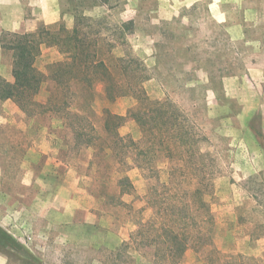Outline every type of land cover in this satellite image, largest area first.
<instances>
[{
  "label": "rangeland",
  "instance_id": "rangeland-1",
  "mask_svg": "<svg viewBox=\"0 0 264 264\" xmlns=\"http://www.w3.org/2000/svg\"><path fill=\"white\" fill-rule=\"evenodd\" d=\"M47 3L58 16L34 20L28 6L26 32L41 24L71 29L77 16L92 18L81 27L100 29V38L114 43L113 55L131 60L147 94L170 103L196 140L214 219L206 242L191 239L181 264H234L236 254L264 263V0ZM63 57L42 44L35 66L46 73ZM11 70L12 52L0 47V76ZM52 89L43 82L35 99L44 102ZM10 100L0 123V229L14 241L0 240V264H156L152 247L129 239L152 216L150 188H160L171 166L157 145L151 160L139 154L147 150V127L126 118L118 128L137 143L138 155L115 163L108 179L103 162H89L92 149L75 146L68 120L43 108L30 116ZM134 105L131 96L108 99L98 83L91 91L77 87L70 110L100 130L104 109L124 116ZM125 175L133 188L119 194L116 180Z\"/></svg>",
  "mask_w": 264,
  "mask_h": 264
},
{
  "label": "trees",
  "instance_id": "trees-1",
  "mask_svg": "<svg viewBox=\"0 0 264 264\" xmlns=\"http://www.w3.org/2000/svg\"><path fill=\"white\" fill-rule=\"evenodd\" d=\"M91 19L77 16L71 29L61 24L56 29L41 24L35 32L2 30L0 47L12 52L13 81L0 76V99H12L30 116L36 114V108H43L41 113L51 111L68 120L66 126L73 135L75 146L91 148L89 162L93 165L103 162L102 169L109 174L108 179H111L115 163L125 164L127 157L135 161L138 155L133 153L137 143L127 135H121L118 128L126 118L133 119L142 128L146 126L147 150H141L139 154L151 160L157 145L165 149L164 158L171 166L160 188H150L148 203L153 208L152 216L139 222L129 239L139 249L152 247L156 264H181L191 239L201 244L206 242L207 226L214 219L210 201L205 198L212 185L195 160L193 146L196 140L170 103L147 94L131 60L113 55L115 45L100 38V29L92 33L91 25L81 27V20L89 22ZM100 40L106 42L104 51L99 47ZM42 44L55 46L64 55L62 60L50 63L46 73L35 66ZM45 81L52 82L53 89L44 102H38L35 96ZM98 83L103 84L110 100L131 96L135 101L124 116L104 109L100 130L88 116L70 110L77 87L91 91ZM172 146L182 149L173 151ZM175 160L182 163L173 165ZM135 166L140 168V165ZM116 185L119 194L133 188L127 175L118 178ZM3 238L14 241L0 229V240ZM234 258V264H264L241 254Z\"/></svg>",
  "mask_w": 264,
  "mask_h": 264
},
{
  "label": "crops",
  "instance_id": "crops-1",
  "mask_svg": "<svg viewBox=\"0 0 264 264\" xmlns=\"http://www.w3.org/2000/svg\"><path fill=\"white\" fill-rule=\"evenodd\" d=\"M54 5L53 2H51ZM28 6H31L32 15L34 16V20L43 19L47 21L46 17H48L47 12H50L51 16H58L59 8L52 7L48 8L47 0H0V33L2 30L12 31V32H23L29 29L31 26L28 23ZM55 17V18H56ZM33 18V17H32ZM31 21V20H30ZM12 71V70H11ZM7 81L12 80L11 72L3 75ZM12 102L10 99L1 100L0 99V123L7 120L8 115L5 114V110L3 106ZM14 103L12 102V105ZM18 110V107L14 105V110ZM46 139V137H45ZM45 143V140L42 144ZM56 165L63 164L62 161H59L58 158L53 159ZM68 168L67 165H65ZM70 170V169H69ZM126 200V199H124ZM127 201V200H126Z\"/></svg>",
  "mask_w": 264,
  "mask_h": 264
}]
</instances>
